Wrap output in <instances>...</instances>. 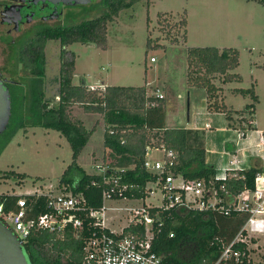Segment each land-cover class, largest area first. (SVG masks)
<instances>
[{
    "label": "trees",
    "instance_id": "16d2710c",
    "mask_svg": "<svg viewBox=\"0 0 264 264\" xmlns=\"http://www.w3.org/2000/svg\"><path fill=\"white\" fill-rule=\"evenodd\" d=\"M135 1L105 0L103 3L107 7L106 11L73 22L47 35L57 37L62 46L56 103L50 105L45 99L43 62L47 36L20 56L30 72L24 80L25 86L10 85L11 113L0 134V150L20 128L39 125L58 130L69 141L72 159L60 174L57 187L81 193L87 209L100 208L105 191L113 199L144 197L146 182L157 177V173L144 166L148 149L151 148L163 151L171 149L174 154L171 170L175 174H181L183 178H203L208 181L215 174L214 166L205 161L203 130L167 126L164 98L147 94L146 84H105L104 88H90L84 80L77 84L72 82L75 53L64 46L79 41L105 48L107 21L114 19L121 8L131 6ZM256 1L264 5V0ZM185 24V16L176 24L183 27V39L186 35ZM164 37L176 42L180 36H173L166 31ZM151 40L148 36V45H163L157 38ZM185 62L186 85L205 88L208 109L224 112L229 126L239 128L243 134L246 128L252 127L248 120L253 119L254 103L258 99L253 87L235 88L242 94L249 95L251 100L243 109H232L219 98L222 87L215 83L216 79L224 83L240 78L239 73L232 71L239 63V50L236 47L190 45L186 49ZM75 103L80 104L85 112L99 114V119L105 123L104 148L117 156H123V162L131 160L132 165L118 167L105 160L102 163L106 165L104 172H88L78 163L77 157L89 139L92 128H88L83 119L72 112ZM233 112L237 115L234 116ZM261 169V165L234 168L229 171L226 180L215 181L218 195L224 198L222 203L225 207L242 190L254 189L255 175ZM9 177L23 181L26 173L0 169V178ZM220 185H223V189L219 188ZM111 187H114V192L110 191ZM19 198L25 199L34 215L47 210L44 195L0 193V199L4 200L7 209H14ZM150 211L154 216L157 212L153 250L165 255V262L168 264H214L225 245L233 241L248 217V213L233 209L228 214L210 209L186 211L152 208ZM84 224H88V219L85 218ZM137 231L142 233V226L137 227ZM170 233H173L172 237L169 236ZM87 235L86 229L79 236L71 229L63 235L47 230H34L22 243V251L28 264H82L83 244ZM233 247L244 255L238 262L230 259L227 264H252L246 243L238 241L233 243Z\"/></svg>",
    "mask_w": 264,
    "mask_h": 264
},
{
    "label": "rangeland",
    "instance_id": "374dc122",
    "mask_svg": "<svg viewBox=\"0 0 264 264\" xmlns=\"http://www.w3.org/2000/svg\"><path fill=\"white\" fill-rule=\"evenodd\" d=\"M106 10L101 0L81 5V14L72 18L71 23ZM182 16L186 18L185 39L181 36L183 27L176 25ZM166 31L180 36L179 40L172 42L165 38ZM106 34L105 48L79 41L65 45V49L75 53L73 83L84 80L87 84L103 81L124 85L146 84L147 94H156L157 91L163 94L169 121L176 106L172 97L174 90L169 87V82L174 86L181 84L187 47L206 44L235 46L239 50V64L235 70L240 72L241 80L226 83L224 96L236 108H244L249 98L232 92L231 87L253 83L258 95L254 115L257 125L264 128V5L260 2L136 0L131 6L121 8L114 19L107 21ZM148 36L152 40L157 38L163 45H148ZM44 46V91L45 99L51 105L58 100L60 43L58 39H48ZM151 57L155 60L151 61ZM29 75V71L8 74L19 80H25ZM193 89L200 90L196 86ZM72 112L82 118L88 128H92L77 157L86 171H99L97 165L105 160L118 167L132 165L131 160L123 162V156L104 148L105 123L99 119L98 113L85 112L78 103L73 105ZM148 158L163 160L164 152L160 148L148 149ZM71 159L69 141L58 130L39 125L20 128L0 150V169L25 172L26 177L23 181L15 177L0 178V193L27 194L55 190L60 174ZM144 202L160 203L152 196L145 198ZM141 203V200H106V225L112 230L125 226L130 216L123 207ZM120 206L121 209L114 208ZM249 259L252 264H264L261 246L257 249L249 246Z\"/></svg>",
    "mask_w": 264,
    "mask_h": 264
},
{
    "label": "built area",
    "instance_id": "2783aa9c",
    "mask_svg": "<svg viewBox=\"0 0 264 264\" xmlns=\"http://www.w3.org/2000/svg\"><path fill=\"white\" fill-rule=\"evenodd\" d=\"M150 59L153 60L154 57ZM88 86L104 88L105 84L92 83ZM156 95L163 97L159 91ZM248 122L253 121L249 119ZM205 126L209 127V124L205 123ZM256 131L262 169L255 175L254 189H245L233 196L228 207L222 203L224 198L218 195L215 181L226 180L229 171L234 169L237 163L234 162L232 167H222L221 172H215L213 179L208 181L203 178H183L181 174H175L171 170L174 154L171 149H168L163 151V160L152 161L148 157L145 159L144 166L157 173V177L146 182L144 197L121 199L141 200L142 203L137 206L123 207L130 218L127 224L118 230H112L106 225L105 201L120 199L111 198L110 193L105 191L101 207L87 209L81 193H72L58 187L55 190L33 192L46 197L47 210L37 215L33 214L32 208L27 205L24 198L17 199L14 209H7L4 200L0 199V221L10 228L22 243L34 230H47L63 235L65 231L71 229L76 236H79L81 231L86 229L88 235L84 239L82 264H168L165 262V255L153 250L157 212L155 216L152 215L150 211L152 208H175L186 211L210 209L220 210L226 214L233 209L248 213V217L233 241L225 245L214 264H227L230 259L238 262L244 253L233 247L235 242L246 243L248 251L249 246H254L255 249L261 246L264 250V131L262 129H256ZM240 133L243 134L241 130ZM97 167L99 171L104 172L106 165L98 164ZM219 188L223 189V185ZM110 191L114 192V187H111ZM150 196L156 197L160 203L146 204L144 199ZM85 218L88 219L86 226ZM139 226L143 228L142 233L137 231ZM169 236L172 237L173 233Z\"/></svg>",
    "mask_w": 264,
    "mask_h": 264
},
{
    "label": "crops",
    "instance_id": "0c3cea01",
    "mask_svg": "<svg viewBox=\"0 0 264 264\" xmlns=\"http://www.w3.org/2000/svg\"><path fill=\"white\" fill-rule=\"evenodd\" d=\"M154 60L155 59L151 61ZM235 68H233L232 71L239 73L240 78L238 80H231L223 83L216 79L215 83L222 87L219 92V98H221L228 107H231L232 109H243L236 108L230 102L228 103L223 93V88L226 83L241 80V74L239 71L235 70ZM185 73L186 62L185 68L182 73L183 75L181 74V78L179 77L181 80V84H179L178 86H174L169 82V87L174 90L172 97L175 101L176 106L175 110L172 112L171 119L167 121V118H165L166 125L183 126L203 130L205 161L209 164H212L215 168V172L217 173L221 172L222 167L224 166L232 167V165H234V162L237 163L235 168L241 169L247 168L250 165H262V160L260 158L261 151L258 145V133L256 129H262L264 131V128L257 125L254 115L255 106L258 99L254 103V111L252 113V127H248L245 130L244 134H241L239 128L229 126L228 119L225 116L224 112L219 110H210L207 108V96L205 88L196 86L200 88V91L199 89H193V87L195 86H187L185 82ZM102 83L110 84L104 81ZM250 86L253 87V90L255 92L254 84L251 83ZM236 87L249 86L234 85L231 87V91L248 97L249 101L251 100L249 95L242 94L241 92L235 90ZM193 93H195L194 96ZM187 103H189V111L187 110ZM232 114L234 116L237 115L236 112H233ZM243 114L247 115L246 112H244ZM167 122H169V124H167ZM205 123H208L209 127L205 126Z\"/></svg>",
    "mask_w": 264,
    "mask_h": 264
},
{
    "label": "flooded vegetation",
    "instance_id": "af4514ba",
    "mask_svg": "<svg viewBox=\"0 0 264 264\" xmlns=\"http://www.w3.org/2000/svg\"><path fill=\"white\" fill-rule=\"evenodd\" d=\"M96 1L98 0H0V79L9 91L11 84L25 86L23 79L8 76L29 71L20 56L43 37L69 26L71 19L81 14V5ZM48 39L58 38L47 36L45 43ZM61 47L60 45V50Z\"/></svg>",
    "mask_w": 264,
    "mask_h": 264
},
{
    "label": "water",
    "instance_id": "95a60500",
    "mask_svg": "<svg viewBox=\"0 0 264 264\" xmlns=\"http://www.w3.org/2000/svg\"><path fill=\"white\" fill-rule=\"evenodd\" d=\"M86 0H81L84 2ZM189 111V103H187ZM11 113L9 88L0 79V134L5 129ZM0 264H28L22 251V242L10 228L0 221Z\"/></svg>",
    "mask_w": 264,
    "mask_h": 264
}]
</instances>
